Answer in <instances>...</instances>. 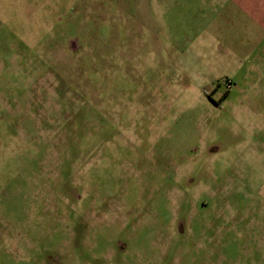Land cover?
I'll return each mask as SVG.
<instances>
[{"label": "rangeland", "instance_id": "rangeland-1", "mask_svg": "<svg viewBox=\"0 0 264 264\" xmlns=\"http://www.w3.org/2000/svg\"><path fill=\"white\" fill-rule=\"evenodd\" d=\"M0 264H264V0H0Z\"/></svg>", "mask_w": 264, "mask_h": 264}]
</instances>
